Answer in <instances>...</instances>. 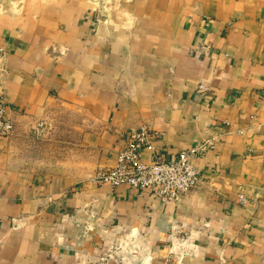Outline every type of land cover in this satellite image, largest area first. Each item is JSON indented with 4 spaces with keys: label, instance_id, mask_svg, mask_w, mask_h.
Segmentation results:
<instances>
[{
    "label": "crops",
    "instance_id": "obj_1",
    "mask_svg": "<svg viewBox=\"0 0 264 264\" xmlns=\"http://www.w3.org/2000/svg\"><path fill=\"white\" fill-rule=\"evenodd\" d=\"M0 96V264H264V0H0ZM55 104L89 127L36 170L14 135ZM142 126L144 162L213 141L178 202L94 178Z\"/></svg>",
    "mask_w": 264,
    "mask_h": 264
},
{
    "label": "built area",
    "instance_id": "obj_2",
    "mask_svg": "<svg viewBox=\"0 0 264 264\" xmlns=\"http://www.w3.org/2000/svg\"><path fill=\"white\" fill-rule=\"evenodd\" d=\"M14 131V121L7 104L0 96V140L9 138ZM150 131L142 126L127 133V145L117 152L115 163L107 168L97 169L94 178L112 186L125 184L138 189H149L163 201L178 202L201 182L193 164L199 153L212 147L208 139L180 150L174 159L156 156L149 162L141 159L142 149L148 144ZM241 202L245 196L239 193Z\"/></svg>",
    "mask_w": 264,
    "mask_h": 264
},
{
    "label": "rangeland",
    "instance_id": "obj_3",
    "mask_svg": "<svg viewBox=\"0 0 264 264\" xmlns=\"http://www.w3.org/2000/svg\"><path fill=\"white\" fill-rule=\"evenodd\" d=\"M49 110V111H48ZM44 114L42 121L24 120L14 135V148L20 160L31 164L36 170L67 168L75 159V134L86 130L87 115L69 105H52ZM82 131V132H83ZM79 154H82L78 150ZM89 151H83L88 158ZM78 158V157H77Z\"/></svg>",
    "mask_w": 264,
    "mask_h": 264
}]
</instances>
